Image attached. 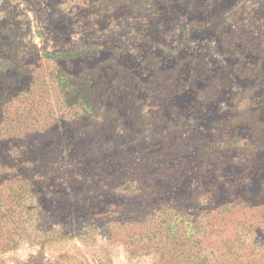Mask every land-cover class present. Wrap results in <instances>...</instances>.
I'll list each match as a JSON object with an SVG mask.
<instances>
[{"label": "rangeland", "instance_id": "1", "mask_svg": "<svg viewBox=\"0 0 264 264\" xmlns=\"http://www.w3.org/2000/svg\"><path fill=\"white\" fill-rule=\"evenodd\" d=\"M262 61L264 0H0V264H264Z\"/></svg>", "mask_w": 264, "mask_h": 264}, {"label": "trees", "instance_id": "2", "mask_svg": "<svg viewBox=\"0 0 264 264\" xmlns=\"http://www.w3.org/2000/svg\"><path fill=\"white\" fill-rule=\"evenodd\" d=\"M263 71H264V61H262L261 64L258 65V67L254 68L252 70V73H253V75H255V73H258V74H260V76H262L263 75ZM248 116L250 117V122H252V123L255 122L254 121V115H252V113H251V115L249 113ZM259 116L260 115H257V119H259ZM150 126L152 127V129L154 131L158 130V127H157L156 124H151ZM149 130H151V129H149Z\"/></svg>", "mask_w": 264, "mask_h": 264}]
</instances>
